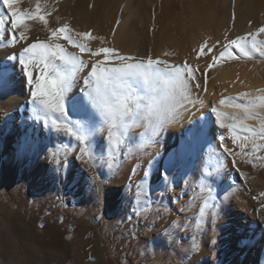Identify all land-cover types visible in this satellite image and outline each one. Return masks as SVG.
<instances>
[{
  "label": "bare ground",
  "instance_id": "6f19581e",
  "mask_svg": "<svg viewBox=\"0 0 264 264\" xmlns=\"http://www.w3.org/2000/svg\"><path fill=\"white\" fill-rule=\"evenodd\" d=\"M71 2L72 0L69 3ZM27 3L25 4L28 5ZM63 3L67 4L65 1L60 2L61 6ZM73 3L75 4L71 9L69 8L70 10L67 8L68 10L65 9L63 12L62 7L60 8L62 19L59 24L69 23L78 31H91L93 35L106 36L112 39L114 44L126 55L144 57L146 52V56H151L154 59V57L163 54L164 47L169 44L170 47L179 51L180 57L175 62L177 66H181L179 62L187 60L192 53L191 45L193 46L195 43L189 44L186 40H180L176 33V35L171 34L169 38L166 37L167 39L165 38L166 40L162 43H158L160 45L157 50L154 45L156 34L154 35V32L149 33L150 44L147 42V45L141 47L136 35L130 29V21L136 17V12L129 1L124 5V10L128 16L115 30V37L111 35L115 21L113 13L120 5V0H110L108 4L101 1L95 7H89L90 5L88 6L82 1H73ZM4 12L0 9V13H7ZM58 13L55 16H58ZM244 18L245 20L239 21V24L236 25H233L228 18L224 20L228 24L232 23L233 26L230 39L238 34L254 31L258 22L250 26L248 21L252 17ZM53 19L52 17L50 24L54 23L51 22ZM261 23H264V20L259 21V24ZM6 26L10 30V22L6 21ZM9 30H7L5 37L0 39V264H39L37 263L39 261L47 264L49 259L57 254H60V257L63 256L58 264H80L82 263L81 259L75 258L73 262H69L60 251L65 247L67 235L69 236L71 233L73 244L77 242L78 245L81 236L79 233L88 229L89 225L93 223V221H87L83 218L82 209L90 210L94 215L100 206L104 208L103 183L94 181L91 171L90 180L88 179L87 183L84 182L86 184L84 187L80 185L81 180H83V173L77 152L74 154V161L67 164L64 169L63 166L52 163L51 152L56 150L61 143L69 148H76L77 143H73L71 137L57 135L55 132L49 133V130L44 128L42 123L36 122L32 118L31 87L28 85L27 78L19 63L8 58L18 55L23 50V42L16 45L15 48L6 46L11 35L8 33ZM42 30L38 36L40 40H45L48 35H44L43 32L45 31ZM36 38L34 37V41ZM32 40L30 39V42ZM62 43H66V41H62ZM91 46L98 47V42L92 41ZM257 66L255 63L235 64L218 69L214 72L216 77H213L210 83L209 79L212 75L210 69L201 71L198 75L196 73L195 75L201 83L205 80L204 73H207V83H209L207 93H201L195 89L193 94L194 99L198 95L204 101L203 106L192 107L188 105V110L184 111L175 121L164 124L160 134L153 138L154 143L157 141L156 146L153 145V142L147 143L142 148L143 154L149 160L167 156L162 168L164 173L165 169L171 168L174 154L180 152L179 163L172 170L173 181L176 175L184 181L188 176L193 177L194 174L190 173L193 167H196L201 175L204 161L212 164L211 170L215 172L216 157L214 156L219 155V152L222 151L219 147L220 137H224V143H228L226 138H231L233 142V135L235 136V133L240 129L237 128L233 132L229 127L236 122L231 117L236 114L237 110L228 105L221 106L219 101L224 97H236L241 92H253L256 89L264 88V78L261 77L262 75L260 76L261 72L259 73L258 69H254ZM78 87L73 89V93L78 91ZM238 102L242 103L243 101ZM213 107L221 112L219 118L212 111ZM240 115L242 116L243 113ZM253 120L255 119H249L247 123ZM221 121L225 127L221 126ZM189 128H202L204 133L200 144L193 148L187 147L186 144L189 138L186 129ZM105 139L106 137H100L98 143ZM181 149H183L182 152ZM212 149H215V152ZM64 151L65 149L61 148L58 153V158L62 161L66 160ZM195 158L199 160L196 166L193 165ZM148 159L146 160L148 161ZM118 162L119 159L114 167L109 168L107 164H101L99 160L95 161L99 165L96 168V175L102 174L105 178H110L116 171ZM156 163L153 164L154 166L150 169L148 178L144 182L146 183L145 190L149 192L147 193L150 194L151 200L160 198L166 191L161 179H159L161 166ZM131 168L133 167L131 166ZM200 175H197V178ZM157 180L158 182H156ZM98 186L100 190L97 192L98 194H95ZM69 187L73 190H70ZM172 187L175 188L174 184ZM83 188L85 193L82 191ZM262 188H264V184ZM243 193L239 200L237 199L238 201L234 200L233 202L232 210L234 209L235 219L232 223L234 224V231L224 246L225 254L230 261H235L236 264L243 256L254 250L255 247L252 248V246L256 241L260 226L264 224V211L260 202L257 203L255 202L257 200L247 198ZM75 196L81 197L80 205L83 208L73 206L72 200ZM228 199L230 198L228 197ZM14 203L17 208L13 205ZM144 205V200L141 199L135 205V210L143 209ZM44 209L53 212L54 215L57 214V218L49 214L43 216L42 210ZM24 253L27 259H25ZM254 257L252 255V258ZM104 260L106 264V259Z\"/></svg>",
  "mask_w": 264,
  "mask_h": 264
},
{
  "label": "snow or ice",
  "instance_id": "6c2138e0",
  "mask_svg": "<svg viewBox=\"0 0 264 264\" xmlns=\"http://www.w3.org/2000/svg\"><path fill=\"white\" fill-rule=\"evenodd\" d=\"M21 3L22 0H2V6L10 15L0 13V39L7 34L8 21L11 24V35L6 46L15 48L23 42V50L8 58L19 63L31 87V111L34 121L42 123L49 133L55 132L57 135L74 138L78 145L77 148H69L61 143L51 152L53 164L63 166L66 163L58 158L61 148L65 149V156L68 151H78V159L92 171V179L99 181L96 175L99 165L95 161L99 160L109 168L114 167L125 145L130 146L129 152L133 150V145L141 149L147 143L154 142L153 138L160 134L163 125L175 121L188 110V105L203 106L204 101L198 95L194 99L193 94L195 89L207 93V73H204L205 80L201 83L195 75L197 69L190 67L187 62L176 66L169 64L167 60L153 59L151 56L121 54L117 48L110 45L108 37L93 35L91 31H78L69 23L59 24V16L55 17L59 26L51 27L49 17H52L57 9L53 7L49 10L50 0H29V3H34V9L25 10L17 7ZM232 20L235 21L234 11ZM29 21L41 24L43 30L49 33L47 39L40 40L37 37L34 42H30ZM119 23L117 20V27ZM261 34H264V27L228 40L222 45L223 50L219 55L212 57L208 68L212 69L241 58L252 60L258 56L264 61V40L257 39ZM111 35L115 37V29ZM92 41H99L101 46L92 47ZM212 50L205 41L198 50V57L207 55ZM163 55L172 56L175 53L164 52ZM77 86L78 91L73 93ZM219 104L237 110L231 117L236 122L229 125L233 132L240 128L250 134L243 137L248 142L244 144L239 143L240 137H233V143L240 148L239 153L224 143L223 136L220 137L219 147L223 149L224 154L232 157V166H236L238 156L241 159L252 156L261 161L260 167H264V156H257L258 151H264V144L257 142L264 140V88L241 92L236 97L221 98ZM212 111L218 118L221 116L216 107H213ZM249 119L257 120L258 124L249 126ZM221 126L225 127L223 121ZM136 128L143 129L139 144L131 134ZM186 132L189 135L187 147L193 148L200 144L204 135L202 128H189ZM100 137L106 139L98 143ZM249 144L251 152H246ZM212 151L215 152V149ZM179 160L180 152L174 154L171 168L165 169L159 177L167 190L174 191L172 170L177 167ZM243 162L250 163L253 168L257 167L255 160L244 159ZM203 164L197 185L199 191L194 189L192 195L193 204L202 201L195 220L197 231L202 228L208 216L215 218L219 214L218 209L222 202L212 195L214 189L211 185L215 183L221 168L226 167L221 156L214 162L215 172L211 170L213 165L208 161ZM131 171L134 175L137 169L133 168ZM147 177L146 172L141 184L136 185L138 198L140 195H148L143 191V183ZM99 190L98 186L97 191ZM205 192L207 194L203 195ZM260 196L264 197V192H261ZM187 210L189 209H180L181 212ZM188 223L191 221L185 224V230ZM191 241V250L198 251L199 244L195 234L192 235Z\"/></svg>",
  "mask_w": 264,
  "mask_h": 264
},
{
  "label": "rangeland",
  "instance_id": "374dc122",
  "mask_svg": "<svg viewBox=\"0 0 264 264\" xmlns=\"http://www.w3.org/2000/svg\"><path fill=\"white\" fill-rule=\"evenodd\" d=\"M0 1V9L6 13L7 9L2 6V0ZM64 1L68 4L71 0H59L58 3L56 0H50L49 10L53 7L57 9V11L53 13L52 17L54 19L51 22L54 23L50 24L51 27L59 26L55 19L56 13L59 12L57 15L60 18V23L62 19L61 10L63 9L64 12L67 8L71 9L75 4L73 1H82L88 6L90 5L89 7L98 6L101 1H105L107 4L110 2V0H72L68 5L63 3L61 6L60 2ZM127 1L131 3L132 8L136 12V17L130 21V29L136 35L140 46L144 47L147 45V42H151L148 39V34L152 32H154V35L156 34V38L154 36L156 41L153 40L156 50L160 45H158V43H162L169 38L171 34L175 33L180 37V40H186L189 44L194 42L195 46L191 45L192 53L189 55V58L182 62L180 61L179 64L183 65L187 62L190 67L197 69L196 75L206 69L207 71L209 70L208 65L211 63L212 57L219 55V52L223 50V44L237 36H243L248 33L238 34L230 39L229 36L233 30L232 23L233 25L239 24V21L245 20L244 17L249 18V16H251L252 19L248 21L250 26L258 22L256 25L257 28L264 27V23L259 24V21L264 20V0H120V5L113 13L115 21L112 30L118 28L116 26L117 20L120 21V25L128 16V13L124 10V5ZM23 2L24 4H22ZM22 3L17 5V7L22 10L34 9V3H29L28 0H22ZM121 8H123V12H121ZM233 11L235 12V17L237 16L234 22L232 20ZM6 14L10 15L8 13ZM52 17H49V19L51 18L50 20H52ZM226 18L230 19L232 23H226L224 21ZM29 23L31 25L29 37L33 39L31 41L33 42L34 37H39L38 35L41 33L40 30H42V26L37 24L38 22L33 23L30 21ZM256 27L254 31L257 29ZM10 31L11 28L8 33H11ZM42 31H45L43 32L44 35H49L46 30ZM257 39L264 40V34H261ZM109 41L111 46L117 48L121 54H124L121 49L114 44L112 39H109ZM205 41L208 42V45L212 47L213 50L207 55H200L198 57V50ZM97 42L98 47L101 46L99 41ZM60 43H62V41H60ZM166 51L175 53V55H155L156 57H154V59L160 58L167 60L169 64H176L177 66L176 62L180 57L179 51L170 47L169 44H166L164 47V52ZM233 51L239 55L235 49ZM205 52H207V49H205ZM133 56L138 57L137 55ZM144 57H146V52ZM249 63L257 64L258 66L254 69H258L259 73L261 72L260 76L262 75L261 77L264 78V61L257 56L252 60L241 58L240 60L230 61L210 69L212 75L211 78L209 77V83L212 81L213 77H216V73H214L216 70L235 64L248 65ZM209 83H207V88ZM198 91L201 90L198 89ZM201 93L204 92L201 91ZM247 124L249 126H256L258 121L253 120ZM142 131V128H136L131 133L136 137L137 144L140 143V133ZM247 135L250 134L242 131V129H239V131L235 133V136L240 137L239 143L241 144L248 143L243 139V137ZM225 140L228 142L225 143L228 147L232 148L237 153L240 152V148L237 144L232 142L231 138H226ZM74 142L77 143L73 138V143ZM257 142L264 144V140H257ZM156 143L157 141H155V143L153 142V145L156 146ZM77 147L78 145L76 148ZM129 147V145L123 147L119 155L118 167L110 178H105L102 174H97L99 177L98 182L103 183L104 208L100 206V209H98L94 215L90 210L82 209L83 218L87 221H93V223L89 225L88 229L79 233L81 236L80 240H78V245L77 242L73 244L71 240L73 235H71V233L69 236L67 235L65 247H63L60 252L66 256L69 262H73L75 258H79L82 262L80 264H105L104 259H106L108 264H236L235 261H230L224 252V246L227 244L231 233L234 231V224L232 223L235 219L234 209L232 210L233 202L234 200L238 201L241 194L245 192L243 194L247 198L249 197L254 201L257 200L255 201L257 203L260 202L264 211V197L260 196V193L264 192V188H262L264 184V167H260L261 161L256 160V158L252 156L244 157L243 159L238 156L237 164L233 167L231 164L232 157L227 156V154L223 153V149H220L222 151L219 152V155L217 154V156L215 155L214 157L217 158L221 156L226 167L221 168L219 175L215 178V183L211 185L215 190L213 191L214 193H212L213 196H215L218 201L222 202L218 209L219 214L215 218L208 216L202 228L197 231L195 230V220L198 216L199 208L202 206V201H196L195 204H193L192 195L194 189L199 191L197 187L199 184V177L197 178V175H200L198 173L199 170L196 169V167L191 168L190 173L195 176H188L185 181L176 175L175 182L173 183L175 187L174 192L172 190L167 191L166 189L160 198H153L154 200H151L150 194L147 196L140 195L138 198L136 195V185L141 184L144 173L147 172L149 175L150 169L157 161L156 164L161 166L159 171V176H161L167 156L163 158L160 157L156 160H149L147 156L143 154L142 148L139 151V149L133 145L131 146L133 150L129 152ZM245 151L251 152V144L248 145ZM74 154L75 152L68 151L65 160L66 163H64L62 167L63 169L66 168L67 164H71V162L74 161ZM257 156H264V151H258ZM146 159H148V161ZM244 159L255 160L257 167L253 168L250 163H244ZM194 161L193 165L196 166L199 160L195 158ZM79 163L80 167L83 168H81L83 180H81L80 185L84 187L88 179L90 180L92 173L81 160H79ZM131 166L137 169L134 175L132 174L131 170L133 168H131ZM237 168H239V171H237ZM242 173L246 175H242ZM156 182H158V180ZM145 186L146 183H143L144 192H148L145 190ZM70 190L73 189L70 188ZM82 191L85 193L84 188ZM97 192L98 191H96L95 194H98ZM206 194L205 192L203 195ZM140 197L144 200L145 208L143 207V209L135 210V205L141 200ZM228 197L230 199H228ZM72 203L74 207L83 208L80 205V196H75ZM13 205L17 208L15 203ZM181 208H187L189 210L181 212ZM42 212L43 216L49 214L57 218V214L54 215L53 212H49L47 209L42 210ZM188 221H191V223H188L187 230H185V224ZM262 225L263 226H260L258 231L256 241L252 246V248L255 247L253 250L255 252L251 250V252L243 256L237 264H264V224ZM193 234L197 236L199 244L198 251L191 250V237ZM23 255L25 259H27L25 253ZM59 255L60 254L52 256L51 259L48 258V263L58 264L61 260L60 258L63 257ZM252 255L255 257L252 258ZM37 263L43 264V261Z\"/></svg>",
  "mask_w": 264,
  "mask_h": 264
}]
</instances>
